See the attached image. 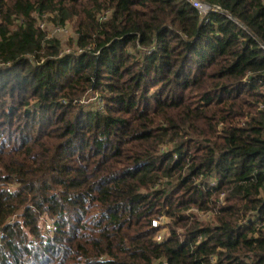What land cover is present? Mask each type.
<instances>
[{
    "label": "trees",
    "instance_id": "16d2710c",
    "mask_svg": "<svg viewBox=\"0 0 264 264\" xmlns=\"http://www.w3.org/2000/svg\"><path fill=\"white\" fill-rule=\"evenodd\" d=\"M200 1L0 0V264H264V0Z\"/></svg>",
    "mask_w": 264,
    "mask_h": 264
},
{
    "label": "built area",
    "instance_id": "2783aa9c",
    "mask_svg": "<svg viewBox=\"0 0 264 264\" xmlns=\"http://www.w3.org/2000/svg\"><path fill=\"white\" fill-rule=\"evenodd\" d=\"M199 13V15L201 16V18L205 19L209 14L214 13V12H220L221 9L218 6H211L205 2H202L200 0H187ZM231 20L235 21L233 18H230ZM44 24L41 25L42 28H44ZM262 49L264 51V45H262ZM94 101V99H93ZM260 109L263 110L264 109V105L260 106ZM169 224V220L166 219V217L161 218L159 221H154L153 222V227H157V226H162L164 227L161 232L157 235L156 240L158 242H162L163 238L165 236L166 233V227ZM47 230L52 231L54 230V227L52 225V223H48L46 225ZM160 264H166V263H160Z\"/></svg>",
    "mask_w": 264,
    "mask_h": 264
},
{
    "label": "rangeland",
    "instance_id": "374dc122",
    "mask_svg": "<svg viewBox=\"0 0 264 264\" xmlns=\"http://www.w3.org/2000/svg\"><path fill=\"white\" fill-rule=\"evenodd\" d=\"M43 24L45 25V28L49 31V35L59 39L60 41L68 42L69 39L74 36V31L70 25L66 27L56 28L52 24H48L47 22H44ZM66 49H68V47H66ZM91 99L92 98L88 99V102L91 101Z\"/></svg>",
    "mask_w": 264,
    "mask_h": 264
}]
</instances>
